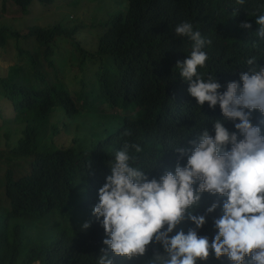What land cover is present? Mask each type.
Returning <instances> with one entry per match:
<instances>
[{
	"label": "trees",
	"instance_id": "16d2710c",
	"mask_svg": "<svg viewBox=\"0 0 264 264\" xmlns=\"http://www.w3.org/2000/svg\"><path fill=\"white\" fill-rule=\"evenodd\" d=\"M35 1L51 9L57 0H0V20L24 17ZM118 7L124 9L106 20L103 28L96 23L99 33H103L96 39L93 52L86 51L81 42L71 41L81 70V83L71 93L63 82H53L57 74L52 76L51 70L58 71L48 57L56 39L71 40L73 31L59 25L20 31L0 26V49L12 43L19 59L29 65L34 79L42 84L37 89L26 80L0 78V106L6 116L10 112L13 124L24 125L17 144L8 147L6 154L26 163L23 173L6 169L0 185V208H4L0 213V264H97L101 248L106 247L102 241L107 237L94 216L86 232H60L48 240H35L43 233L42 227L46 228V218L74 205V200L78 202L76 209L93 211L115 154L125 144L139 145L140 153L129 149V154L136 157L135 166L149 173L150 178H159L165 170L174 172L178 161L186 165L187 156L181 157L177 147H189L188 142L196 140L205 128L215 135V120L235 131L218 104L215 109L207 103L200 107L188 93L187 81L182 80L175 65L187 59L194 42L178 36L175 29L188 21L194 31L211 41L202 49L208 60L205 67H198V73L205 79L217 77L220 91L225 92L231 81L242 86L240 74L250 67H264V38L258 36L260 26L256 24L257 17L264 14V0H244L242 5L237 0H120ZM244 23L251 24V28H242ZM37 50L42 52L46 71L38 64ZM252 57L256 65L250 66L247 61ZM88 59L98 63L91 75H85ZM56 114L63 128L53 123L51 131L46 132L44 124ZM99 115H103L100 128L105 136L91 138L90 120L99 122ZM261 120L264 116L254 110L252 123ZM72 121L75 125L68 126ZM60 129L77 134L84 131V135L71 137L72 143L79 140V145L55 143ZM217 199L204 193L194 214L204 215ZM220 214L217 209L207 215L198 234L211 242L217 234L214 220ZM193 227L185 221L173 234L181 228L187 233ZM152 255L149 248L143 257H115L113 264H149ZM197 264L231 261L227 257L217 260L212 253L207 261Z\"/></svg>",
	"mask_w": 264,
	"mask_h": 264
},
{
	"label": "clouds",
	"instance_id": "9594fccd",
	"mask_svg": "<svg viewBox=\"0 0 264 264\" xmlns=\"http://www.w3.org/2000/svg\"><path fill=\"white\" fill-rule=\"evenodd\" d=\"M237 3L242 5L244 0ZM256 24L260 26L258 36L264 38V14L257 17ZM241 27L250 29L251 24ZM175 32L194 42L187 59L175 65L187 81L188 93L200 107L207 103L215 109L218 104L235 131L215 120V135L205 128L196 140L188 142L189 147H177L181 157L187 156L186 165L178 161L174 172L165 170L159 178H150L135 166L136 157L129 149L140 153L139 145L125 144L117 151L92 211L107 237L97 264H113L115 257H143L149 248L153 252L149 264H197L207 261L212 253L217 260L227 257L231 264H264V120L252 123L254 110L264 116V67H250L240 74L242 86L231 81L221 92L217 77L205 79L198 73V67H205L208 60L202 49L211 41L194 31L188 21L179 24ZM247 64L256 65V58ZM204 193L218 199L204 215H196ZM217 209L221 212L214 220L217 234L210 242L198 230ZM185 221L195 227L173 234ZM89 227L90 222L83 225Z\"/></svg>",
	"mask_w": 264,
	"mask_h": 264
},
{
	"label": "rangeland",
	"instance_id": "374dc122",
	"mask_svg": "<svg viewBox=\"0 0 264 264\" xmlns=\"http://www.w3.org/2000/svg\"><path fill=\"white\" fill-rule=\"evenodd\" d=\"M67 1V0H66ZM120 0H68L63 3L57 0L51 9L43 8L36 1L29 7L24 17L15 18L16 20H0V26H5L15 30H25L31 27L48 28L54 26H61L65 30L73 31L74 37L70 40L56 39L51 46L52 54L48 59L52 60L54 68L58 72L51 70L53 74H57L53 82L59 84L63 82L66 85V90L71 93L72 88L80 85L81 83V70L79 68V56L73 43L81 42V46L86 51H94L96 48V39L102 35L96 23L103 28L104 22L110 19L116 11H122L124 7L119 8ZM83 26V27H82ZM82 28L85 30L80 34ZM104 30V29H102ZM81 38L77 37L79 36ZM72 41V42H71ZM25 47V45H23ZM36 57L38 64L40 63L41 70L46 71V64L42 59V52L37 50ZM38 67V69L40 68ZM98 68V63L95 59H88L85 67V75H91V71ZM0 78H7L9 81H22L26 80L32 87H42L41 83H37L34 79V72L30 69L29 65L19 59L14 45L8 44L5 49H0ZM24 81L25 83H28ZM33 83H37L33 85ZM38 89V88H37ZM2 93L0 89V94ZM1 96V95H0ZM108 111L107 109H104ZM103 115H99V122L97 119L91 118L89 127L91 128V138L98 135L104 138L105 133L101 131L100 125L104 121L100 119ZM60 115L56 114L51 120L44 124V130L50 132L52 124L57 123L61 128L63 126L58 123ZM79 124V122H78ZM75 125V122H69L68 126ZM24 128L23 124H13L11 122L10 112L6 116L4 109L0 106V180L3 179L6 169L11 168L17 173H23L26 163L24 160L13 159L6 152H9L8 147H14L21 137V130ZM84 131H80L79 135H84ZM77 134L75 131L64 132L63 129L59 130L58 136L55 138V143L63 145H72L71 137ZM77 134V135H78ZM71 141V142H70ZM79 140L73 144L77 147ZM3 180L0 181V185ZM85 184V183H84ZM83 190V185H81ZM1 192V190H0ZM4 200V196H3ZM84 200V197L83 199ZM74 205H69L63 210H56L52 212L44 221L45 229L42 227V232L37 234L35 240H48L50 237L56 236L60 232L74 235L76 233L86 232L87 229L83 228L86 222H91L93 215L91 210L76 209L78 202L74 200ZM5 203V200H4ZM73 207V208H71ZM4 208H0V213H3ZM21 222V221H19ZM30 232V231H29ZM34 232V231H33ZM35 233V232H34Z\"/></svg>",
	"mask_w": 264,
	"mask_h": 264
}]
</instances>
